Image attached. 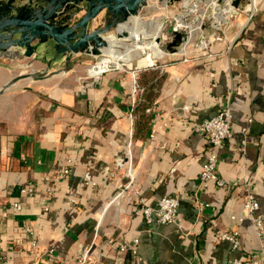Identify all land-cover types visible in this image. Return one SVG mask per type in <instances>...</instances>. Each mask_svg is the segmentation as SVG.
Here are the masks:
<instances>
[{"label":"crops","instance_id":"1","mask_svg":"<svg viewBox=\"0 0 264 264\" xmlns=\"http://www.w3.org/2000/svg\"><path fill=\"white\" fill-rule=\"evenodd\" d=\"M44 1L0 0V15ZM149 8L150 0L142 12ZM211 35L206 48L137 56L99 79L81 71L57 76L56 84L0 79V264H74L88 251L99 264H231L262 256L242 197L249 191L264 214V2L251 21L239 14L222 38ZM35 48L31 60L24 48L11 59L66 72L92 57L64 54L52 41ZM226 106L234 135L217 151L225 185L199 189L216 149L198 128ZM121 151L128 158L122 168ZM129 163L145 205L179 200L176 223H148L131 199L114 203ZM196 202L209 206L199 210ZM224 232H237L238 249Z\"/></svg>","mask_w":264,"mask_h":264},{"label":"water","instance_id":"2","mask_svg":"<svg viewBox=\"0 0 264 264\" xmlns=\"http://www.w3.org/2000/svg\"><path fill=\"white\" fill-rule=\"evenodd\" d=\"M148 1L45 0L40 6H30L23 11L14 9L16 14L0 15V48H25V57L32 58L36 46L52 41L64 54L85 53L101 59L111 45L109 32L114 29L118 38H123L118 27L138 18ZM159 1L168 5L178 0ZM241 1L233 0L231 4L238 8ZM100 19H104V24L94 27ZM170 38L169 43L158 40L165 53L178 52L189 40L187 33L176 30H172ZM115 158L121 168L128 163L125 152H118Z\"/></svg>","mask_w":264,"mask_h":264},{"label":"built area","instance_id":"3","mask_svg":"<svg viewBox=\"0 0 264 264\" xmlns=\"http://www.w3.org/2000/svg\"><path fill=\"white\" fill-rule=\"evenodd\" d=\"M232 1L233 0H182L180 8L183 10V12L176 16V25L172 28V30L184 31L189 36L188 43L180 48V52L181 50L183 52L185 50V47L189 44H193L198 48L208 47L210 43V37L212 36L211 34H214L213 37L219 34V37H216L218 39L222 38L226 30H223L222 27L229 24L230 21L235 20V18L239 15V11L242 10L241 7L246 0L241 1L238 8H234L232 6ZM247 1L250 10L247 12L248 14L246 15L245 19L246 22H249L259 12L260 5L264 2V0ZM185 3H189L188 6L191 5L190 8H188ZM196 4L197 10L192 11L191 7L195 6ZM210 8L212 9V13L208 14ZM203 11H205L204 17L202 16ZM221 11H225L223 15L224 17L222 20H219L216 17L221 13ZM191 14H195L196 16L192 19H189L188 17ZM181 15H183L182 20L186 23L183 26H180L177 20V18ZM206 20L210 22V28H206ZM199 21H201L200 29L195 33L191 32L190 26H196ZM204 27L206 28L204 30L208 31V33H204ZM96 65L91 66L96 67ZM112 68L113 67L110 66L107 71L111 70ZM101 75L102 73L97 77H91L99 79ZM198 129L202 133V135L209 141L210 145L216 149L215 153H211L207 157L205 163L201 168L198 188L205 189L211 183H214L218 187H224V181L217 174V166L219 161L217 151L220 150L223 147L224 143L227 140L231 139L234 135V130L232 128V115L229 106L224 107L216 116L203 121L199 125ZM243 132H245V130H243ZM127 152L128 158L130 159L131 150L128 149ZM126 169L128 171L129 180L125 184V186H123L122 190L114 200V203L118 205L131 199L134 200V203L140 205L143 215L148 223H152L153 221L161 224L176 223L180 206L179 200L175 197L165 196L158 201V205L155 208H151L150 206L145 205L144 200L139 197V193L137 190V179L134 173V169L130 165V163L128 164ZM68 172L69 170H65L66 174H68ZM85 178L86 181L89 182L90 176L88 174L85 176ZM28 191L29 190L25 188L21 189V192L23 193H26ZM242 203L244 213L243 216L245 219H248L252 223L257 237L262 244V256L248 255L246 260L242 258L234 259L231 264H264V214L260 212V204L258 200L249 191L244 192ZM208 206V204L196 202V207L199 210H201L203 207ZM13 208L14 210L21 209L20 204L18 203H15L13 205ZM26 230L29 231V229ZM221 238L223 240L231 242L233 249H238L240 246L239 240L237 238V232H224L221 235ZM135 243H138V241L135 240ZM33 248L34 252L32 253V256L38 257L40 253L37 251L35 242L33 243ZM120 249L121 251H123L124 247L122 246ZM50 252L52 253L53 249L50 250ZM132 253L133 255H136L137 250L134 248ZM74 264H99V261H96L92 254L88 251L80 254Z\"/></svg>","mask_w":264,"mask_h":264},{"label":"rangeland","instance_id":"4","mask_svg":"<svg viewBox=\"0 0 264 264\" xmlns=\"http://www.w3.org/2000/svg\"><path fill=\"white\" fill-rule=\"evenodd\" d=\"M168 1H170V0H168ZM181 2H182V0L173 1V2H170V4H168L167 6H163L164 2H161L159 0H150L149 10L147 9L144 12H140L138 18H140L142 21H150V20L163 21V28H162V34H161L162 39L160 38V40L162 41V43H164L166 41V38L170 37L169 34H170V32H172V28L176 25V20H175L176 16L183 12V10L180 8ZM202 6H203V4H202ZM241 9L242 10L239 11V14H243L244 17L246 18V15L248 14L247 12L250 10V8L248 7V1L247 0L243 3ZM211 13H212V9L210 8L208 11V14H211ZM195 16H196L195 14H191L188 18L192 19ZM236 24L239 25L238 23H236ZM205 25H206V28H210V22L209 21L206 20ZM230 26H231V21L229 24L223 26L222 28L224 30V29H228ZM206 28L204 27L203 30ZM108 35L112 39H116V38L118 39L117 33L114 29H112ZM115 41H118V40H115ZM124 43L130 44L131 41H124ZM121 50H123V49L121 48ZM11 51L12 50H10V49H1L0 48V53H3L2 55H4L3 57L2 56L0 57V58H2V59H0V79H5L8 77H13L14 79H20L16 83L18 85H22L23 83H26V82H34V81L41 82L43 80H48V79H50V80H48V81H50L49 83L52 84L51 80H54L55 78H59L57 76L64 74L61 77L64 80L66 78H70L76 74H79V71H81L82 76H88L89 75V72H88L89 67H91V65H96L100 60L99 59L100 57L98 58L96 56H92L90 58H86L83 61V64L81 63L77 69L75 68V70H74V67L72 66L70 68L71 70H65L66 72H64L63 70L55 71V70L48 69L44 65H38L39 63L35 62L34 60H33V62H31L30 61L31 58H28V59H30L28 61H23V60L15 61L17 59V57L19 56L15 53H13V55L14 54L15 55L12 58L14 60H12L11 59ZM147 55L152 56L153 53L147 52V53H144L140 56H147ZM94 57H96V58H94ZM103 57H106V56L103 55ZM32 59H33V56H32ZM40 66L43 69L38 70L37 67H40ZM112 66H116V65H112ZM57 72H59V73H57ZM20 76L22 78H20ZM44 82H47V81H44ZM58 82H59V80L53 81L54 84H56Z\"/></svg>","mask_w":264,"mask_h":264},{"label":"bare ground","instance_id":"5","mask_svg":"<svg viewBox=\"0 0 264 264\" xmlns=\"http://www.w3.org/2000/svg\"><path fill=\"white\" fill-rule=\"evenodd\" d=\"M188 1V0H187ZM191 1V0H189ZM163 6H167V3L164 2ZM187 6L189 3H185ZM191 6V5H190ZM188 6V8H190ZM192 11L197 10V4L191 7ZM225 11H221L217 15V19L222 20ZM205 11L202 12L204 17ZM183 15L177 18L178 24L180 26L185 25L186 23L182 20ZM160 19V18H159ZM163 20V19H162ZM201 21L196 24V26H190L191 32L195 33L200 29ZM163 28V21L150 20L142 21L140 18H132L130 21L122 24L118 27V32L123 38L121 39H112L110 38V48L104 52L102 57L96 67L91 66L89 68V75L92 77H97L101 73L107 71L110 66L116 65L115 67H122V63H129L137 56H140L147 52H152L153 56L160 58L163 54H166L158 42L161 38ZM192 33V34H193ZM162 39V38H161ZM118 40V41H115ZM122 41V42H121ZM124 41H131L130 44L124 43ZM121 48L123 50H121Z\"/></svg>","mask_w":264,"mask_h":264}]
</instances>
